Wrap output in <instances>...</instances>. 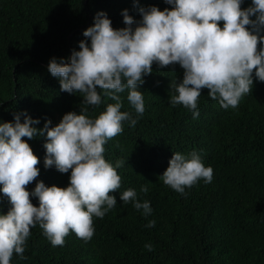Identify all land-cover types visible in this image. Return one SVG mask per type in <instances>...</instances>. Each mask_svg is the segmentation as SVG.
I'll use <instances>...</instances> for the list:
<instances>
[{
	"label": "trees",
	"instance_id": "trees-1",
	"mask_svg": "<svg viewBox=\"0 0 264 264\" xmlns=\"http://www.w3.org/2000/svg\"><path fill=\"white\" fill-rule=\"evenodd\" d=\"M250 3L244 0L242 7ZM151 5L171 7L164 0H0V122H14L16 113L23 122L27 113L39 120L33 126L42 129L46 120L52 127L65 113L79 112L83 97L61 91L59 78L48 71L49 60L68 62L98 11L121 28L123 10L139 20L138 8ZM152 67L140 85L144 113L137 116L127 90L120 93L121 111L130 112L137 123L133 127L124 121L123 132L104 145V157L113 167L124 161L116 168L121 187L110 193L116 206L103 219L93 218L95 232L87 243L70 232L62 247H53L39 225L31 228L25 259L14 254L10 264H264V82L254 78L252 92L227 110L203 89L199 116L193 119L183 105L170 103V81L182 80L183 69L178 64ZM112 102L89 106V115ZM45 141L46 132L27 140L40 161L38 180L66 187L70 173L44 167ZM193 151L213 168V180L201 179L181 195L159 176L174 152ZM34 187L35 182L27 189ZM129 188L150 202L151 215L120 200ZM31 202L39 205L36 197ZM9 207L0 192V212ZM150 220L154 227L145 226Z\"/></svg>",
	"mask_w": 264,
	"mask_h": 264
},
{
	"label": "clouds",
	"instance_id": "clouds-1",
	"mask_svg": "<svg viewBox=\"0 0 264 264\" xmlns=\"http://www.w3.org/2000/svg\"><path fill=\"white\" fill-rule=\"evenodd\" d=\"M164 2L171 7H139V20L123 10L125 27L121 28H114L107 13L98 11L69 61L49 60L48 71L59 78L61 91L83 97L79 112L65 113L52 127L46 120L42 129L33 126L39 120L27 113L23 122L20 113L14 114V122H0V192L10 204L6 213L0 212V264H10L14 254L25 259L30 229L37 225L53 247H62L70 232L86 243L92 239L93 218L103 219L116 206L117 199L110 193L121 187L116 168L124 161L113 167L104 157V145L123 132L124 121L133 127L137 123L130 112L121 111L119 94L127 90V101L142 116L140 85L152 74L153 64L158 68L178 64L183 69L182 80L170 81V103L183 105L193 119L199 116L203 89L227 110L238 107L242 97L252 92L254 78L264 82V0H251L246 8L244 0ZM105 100L113 102L98 115H89V106L95 109ZM45 132L44 167L70 173L66 187L38 180L40 161L27 140ZM213 175V168L205 166L197 152H174L159 179L186 195V188L201 179L211 183ZM33 182L30 192L27 186ZM141 192L147 193L148 188L142 186ZM31 197L38 199V206ZM120 200L142 209L145 217L153 211L150 202L138 199L132 188L120 193ZM155 223L150 220L145 226ZM145 248L153 251L151 244Z\"/></svg>",
	"mask_w": 264,
	"mask_h": 264
}]
</instances>
